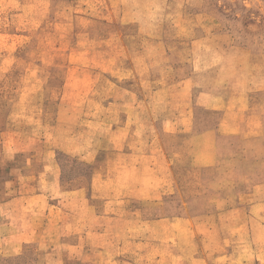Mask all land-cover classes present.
Listing matches in <instances>:
<instances>
[{
    "label": "crops",
    "instance_id": "0c3cea01",
    "mask_svg": "<svg viewBox=\"0 0 264 264\" xmlns=\"http://www.w3.org/2000/svg\"><path fill=\"white\" fill-rule=\"evenodd\" d=\"M3 1L29 28L41 25L51 0ZM65 1L72 43L88 45L71 54L70 83L55 91V99L26 102L20 94L13 104L0 103L7 107L2 110L6 127L0 130V253L18 254L30 242L42 250L43 264H239L240 252L248 258L256 253L250 232L252 242L234 244L230 261H223L221 215L236 214L239 204L222 193L219 183L204 180V171L218 162L220 135L260 136L262 113L248 101L252 90L264 88L252 71L253 55L246 51L240 56L243 73L223 95L222 107H214L222 113L219 122L199 131L180 128L186 122L172 101V86L157 77L169 75L180 86L202 69L203 61L193 52L188 66L176 45L184 42L166 37V24L155 20L167 0ZM179 26L184 36L185 26ZM127 27L134 30L128 33ZM143 39L151 44L163 40L167 61L160 59L161 71L154 70ZM169 58L177 60L167 69ZM13 62L9 50L0 53V72L9 71ZM118 89L124 90L120 99L114 98ZM136 93H144L145 100L132 96ZM64 108L80 112L77 122L87 129H68L65 123L72 121L64 119ZM249 117L253 127L244 131ZM99 123L110 126L102 135L108 143L96 149L89 142L90 125ZM47 124L52 126L46 137ZM10 130L26 138L10 140ZM83 139L82 150L66 147ZM57 154L80 162L70 170L71 178L63 179L65 168ZM173 188L182 212L160 213ZM211 188L216 193L208 208L192 210L194 203H205L202 194ZM249 196L250 217L264 219V180L252 186ZM259 252L253 257L264 264V244Z\"/></svg>",
    "mask_w": 264,
    "mask_h": 264
},
{
    "label": "rangeland",
    "instance_id": "374dc122",
    "mask_svg": "<svg viewBox=\"0 0 264 264\" xmlns=\"http://www.w3.org/2000/svg\"><path fill=\"white\" fill-rule=\"evenodd\" d=\"M19 1L26 2V0ZM167 2L166 10L163 11L160 8L155 20L158 21V25L166 24L162 29L166 30L164 31L166 37L174 35L177 40L184 42L176 45L182 47L181 59L183 61L185 59L188 66L190 54L196 52L202 56L203 67L180 86L177 85V82H172L169 75L157 78L165 80L172 86V101L176 109L180 111L182 120L186 122L180 124L179 127H190L194 131H199L207 126H214L222 118L219 108L214 107H222L226 100L223 95L228 96L232 81L243 73L240 70L242 69L240 56L246 51L254 57L252 71L261 82L259 85L262 87L264 84V0H167ZM65 3V0H51L41 25L28 28L26 24L23 25L24 21L21 18L12 15L8 10L10 6L7 7L6 3L0 0V39L4 37L0 41L5 43L8 38L12 41L6 45L0 44V53L9 50L14 58L9 71L0 72L1 104L6 105V102L13 104L20 94L26 95L24 96L26 102L38 103L50 98L55 99L58 97V93L55 91H60L62 85L70 83L71 54L84 50L88 45L72 43L73 30L67 22L69 15L63 13L62 10ZM179 24L185 26L184 36H182V28ZM188 27L191 28L190 31L187 29ZM133 30L134 27L124 29L128 33ZM159 32H161V28L158 30ZM97 46L95 47L99 48ZM143 48L149 52L154 70L161 71L164 65L160 63V59L167 61L163 40L158 39V42L151 44L147 39L146 41L143 39ZM171 59L173 58H169L170 65L167 66V69L176 63L177 59ZM38 71L42 74L41 76L38 75ZM86 79L87 77H84L85 81L80 86L86 85ZM100 81L101 77H99ZM208 89L212 91V94L206 95ZM123 93L124 90L118 89L114 98H122ZM214 94L219 96V99L215 100ZM66 95L69 96V93ZM132 96L145 100L144 93H136ZM201 96H205L204 99L200 98ZM220 97H223L224 100ZM248 101L252 110L262 113L259 125L260 136L255 140H249L240 135L241 133L239 135H220L218 138V162L216 166L204 171L206 183L211 182L217 185L219 183L222 193L229 195L233 200L236 199L235 201L239 204L236 214L232 215L228 211L221 215L224 233L223 245L226 248L222 254L223 261H230L234 254L231 252L234 244L252 242L250 232L254 234L256 253L251 251V256L249 255L248 258L246 252H240L237 260L242 263L239 264H246L247 261L257 264L259 258L255 259L253 254L257 256L261 254L259 249L264 244V219L260 215L259 217H250V213L247 211L252 186L264 180V88L252 90L249 93ZM1 104L0 130H5L4 111L2 110L7 108V105L4 107ZM62 115H64V119L72 121V123H65L68 125V129H71V126H79L82 130L87 129L86 125L77 122V119L79 120L77 115H80L77 110L64 108ZM47 117L49 118L48 115ZM253 120L252 117H249L244 121L242 125L244 131L253 127ZM66 125H64L65 129ZM51 126L50 124L44 125L46 137ZM109 126L110 124L104 123L90 125L93 132L89 142L93 144L94 148L98 149L103 146L104 142L108 143L107 137L104 140L102 135L107 133ZM7 132L10 134V140L26 138L16 131ZM72 141L76 142V140H69L67 144ZM46 143L48 144L49 141ZM85 144L86 140L83 139L82 141L78 140L74 146L69 144L66 147L82 150L86 147ZM102 151L99 149L98 158L102 156ZM57 157L61 159L65 168L63 179L71 178L73 174L70 170L76 165L80 166V162H72L70 158H65L60 154H57ZM173 190V193L166 196L164 210L160 213L172 215L182 212L180 196L174 188ZM215 193L214 188L204 191L202 199L205 200V203H194L192 210L207 209L208 200L213 198ZM236 227L237 231L232 230ZM234 231L236 232L235 236L232 235L235 233ZM260 258L263 259V252ZM53 259L54 257H51V260ZM45 262L42 250L31 242L26 243L18 254L0 253V264H43Z\"/></svg>",
    "mask_w": 264,
    "mask_h": 264
}]
</instances>
